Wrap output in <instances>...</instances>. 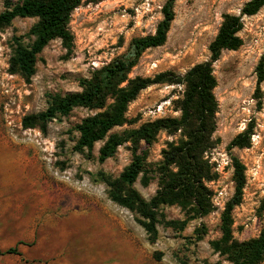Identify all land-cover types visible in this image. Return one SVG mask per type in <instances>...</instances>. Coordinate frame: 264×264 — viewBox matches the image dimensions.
I'll return each mask as SVG.
<instances>
[{"label": "rangeland", "instance_id": "374dc122", "mask_svg": "<svg viewBox=\"0 0 264 264\" xmlns=\"http://www.w3.org/2000/svg\"><path fill=\"white\" fill-rule=\"evenodd\" d=\"M0 0V11L3 9ZM166 0H86L70 16L73 34L70 52L59 39L51 40L39 54L30 81L8 71L12 37L23 36L34 18H15L0 31V264H230L215 252L210 241L220 236V214L234 191L231 155L245 165L246 183L240 204L232 211L233 236L245 240L264 227V81L261 105L254 95L255 67L264 57V5L257 13L243 16L239 31L242 45L224 50L213 63L218 108L214 138L218 144L208 153L218 177L208 182L214 209L190 220L181 231L157 226L154 243L147 239L135 214L112 202L103 183L91 180L98 170L117 177L132 158L130 143L99 162L73 150L77 132L73 126L94 111L78 107L60 121L48 123L45 133L24 129V114L44 109L46 93L80 90L78 79L126 51L132 37L155 31ZM248 0H176L174 19L161 46L148 48L129 76H153L171 70L183 75L194 64L209 59L208 46L225 13L239 14ZM181 84H154L143 89L127 110L138 117L135 124L114 127L110 132L135 127L159 117L179 116L175 101ZM253 124L251 146L227 149L230 140ZM165 131L147 146V161L161 159V150L173 139ZM134 188L148 200L157 179ZM167 219H183L178 206L164 205ZM205 229L201 234L196 229ZM201 239H198V235ZM16 247L18 254L1 253ZM264 264V260L261 262Z\"/></svg>", "mask_w": 264, "mask_h": 264}, {"label": "trees", "instance_id": "16d2710c", "mask_svg": "<svg viewBox=\"0 0 264 264\" xmlns=\"http://www.w3.org/2000/svg\"><path fill=\"white\" fill-rule=\"evenodd\" d=\"M83 1L86 0H4L0 11V31L11 25L15 18L36 19L26 33L29 43L23 41V36L12 37L8 71L30 81L36 72L39 54L54 39H59L70 52L74 39L69 28L70 16ZM175 1L164 2L162 18L153 33L132 37L125 52L94 69L90 76L79 78L80 90L64 94L46 93V107L21 118L22 128H37L45 133L49 122L60 121L75 108L93 110L73 126L78 134L73 150L91 158L94 144L101 141L97 154L99 162L112 157L120 145L130 143L131 161L117 177L103 170L88 174L92 181L106 186L107 197L112 202L135 214L136 222L144 229L150 243L158 237L159 224L181 231L190 220L205 216L214 209L213 191L207 184L218 177L208 155L219 142L214 138L218 103L213 92L217 85L213 63L222 51L236 50L242 45L238 34L243 27L242 17L257 13L264 5V0H248L239 14H223L217 34L208 46L209 59L194 64L183 75L166 70L153 76L130 77L132 68L146 49L165 43L174 19ZM255 72L254 95L259 98V107L261 83L264 81L263 56ZM154 84L183 85L182 96L175 101L179 116L159 117L135 127L110 132L114 127L137 122L138 117L127 116L128 106L143 89ZM162 131L174 138L166 142L160 160L149 162L147 151L142 150L141 145H151ZM252 133L253 124L249 123L230 140L227 149L250 147ZM230 159L234 191L220 214V236L211 240L210 245L230 264H261L264 260V227L257 236L249 239L238 240L233 236L232 211L242 201L246 175L241 160L235 155ZM138 179L143 186L157 179V189L148 200L134 188ZM164 205L178 206L184 218L167 219L162 211ZM260 209H264V199ZM196 230L202 234L205 229L202 226ZM198 239H201L200 234ZM1 253L18 254L19 251L16 247H9Z\"/></svg>", "mask_w": 264, "mask_h": 264}]
</instances>
